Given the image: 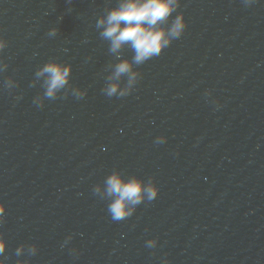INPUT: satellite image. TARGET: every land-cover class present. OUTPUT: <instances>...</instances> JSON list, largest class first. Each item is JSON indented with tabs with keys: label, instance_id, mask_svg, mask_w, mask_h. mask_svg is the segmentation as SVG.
I'll use <instances>...</instances> for the list:
<instances>
[{
	"label": "water",
	"instance_id": "95a60500",
	"mask_svg": "<svg viewBox=\"0 0 264 264\" xmlns=\"http://www.w3.org/2000/svg\"><path fill=\"white\" fill-rule=\"evenodd\" d=\"M118 3L0 0V259L264 264V0H181L182 36L110 98L111 66L134 53H110L96 21ZM50 59L72 66L83 98H43L35 73ZM114 169L159 187L120 221L93 192ZM21 243L37 253L18 257Z\"/></svg>",
	"mask_w": 264,
	"mask_h": 264
},
{
	"label": "clouds",
	"instance_id": "9594fccd",
	"mask_svg": "<svg viewBox=\"0 0 264 264\" xmlns=\"http://www.w3.org/2000/svg\"><path fill=\"white\" fill-rule=\"evenodd\" d=\"M255 0H243L251 5ZM181 0H119L117 6L106 11L96 21L100 29L99 35L109 43L110 53H120L125 47L132 50L134 55L129 59L117 55V62L111 66V72L106 78L102 92L108 97H125L129 95L141 79L137 66L144 64L153 57L159 56L174 39L182 36L187 21L183 12H177ZM175 13V15H173ZM58 29L53 27L48 35L55 36ZM7 45L6 39L0 37V51ZM7 63L0 64V72L7 68ZM72 66L50 59L40 66L35 75L43 80V98L56 99L71 90V95L83 98L86 89H81L71 83ZM19 99V97H17ZM33 103L43 106V102ZM166 136L156 137L154 143L163 144ZM94 194L108 201L107 211L114 221L124 220L133 215L137 206L145 201L154 200L159 194V187L154 177L147 180L135 174H125L120 169H114L106 176L101 185L94 186ZM5 204L0 202V222L4 219ZM69 235L65 243L70 241ZM158 240L151 238L146 241L148 248H155ZM7 240L0 234V254L6 252ZM25 249L35 255L38 251L36 244L21 243L16 249L19 257ZM0 264H5L0 259ZM17 264H27L23 259ZM165 264L167 261L165 260Z\"/></svg>",
	"mask_w": 264,
	"mask_h": 264
}]
</instances>
